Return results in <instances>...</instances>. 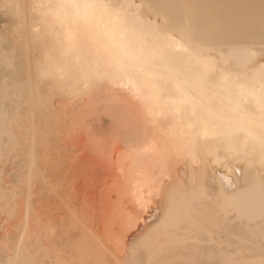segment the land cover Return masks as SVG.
Masks as SVG:
<instances>
[{"label": "bare ground", "instance_id": "obj_1", "mask_svg": "<svg viewBox=\"0 0 264 264\" xmlns=\"http://www.w3.org/2000/svg\"><path fill=\"white\" fill-rule=\"evenodd\" d=\"M262 100L264 0H0V264H262Z\"/></svg>", "mask_w": 264, "mask_h": 264}, {"label": "snow or ice", "instance_id": "obj_2", "mask_svg": "<svg viewBox=\"0 0 264 264\" xmlns=\"http://www.w3.org/2000/svg\"><path fill=\"white\" fill-rule=\"evenodd\" d=\"M59 7H65V8H75V9H90V8H94L97 7V5H93V4H71V5H59ZM261 110L262 112H264V100H262L261 102ZM261 143L262 146H264V137L261 138ZM11 264H30L29 261L26 260H17L14 262H11ZM262 264H264V262H262Z\"/></svg>", "mask_w": 264, "mask_h": 264}, {"label": "rangeland", "instance_id": "obj_3", "mask_svg": "<svg viewBox=\"0 0 264 264\" xmlns=\"http://www.w3.org/2000/svg\"><path fill=\"white\" fill-rule=\"evenodd\" d=\"M84 175H85V174H84ZM82 176H83V173H82L80 176H79V175L76 176V180H77L78 177H80L79 179H81V180H79V179H78V180L81 181V182H82V181L84 182L85 179H84V176H83V177H82ZM76 180H75V181H76ZM78 180H77V181H78Z\"/></svg>", "mask_w": 264, "mask_h": 264}]
</instances>
